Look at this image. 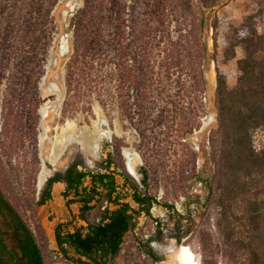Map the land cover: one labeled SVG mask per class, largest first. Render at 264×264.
I'll return each instance as SVG.
<instances>
[{"label": "rangeland", "instance_id": "374dc122", "mask_svg": "<svg viewBox=\"0 0 264 264\" xmlns=\"http://www.w3.org/2000/svg\"><path fill=\"white\" fill-rule=\"evenodd\" d=\"M45 1L51 6L49 18L34 10V0H0V190L36 236L45 264H72L59 252L54 230L78 213L77 205H65L62 183L54 184L51 199L39 204L46 181L75 159L93 167L113 138L121 141L125 167L123 150L132 153L133 177L139 181L138 171L145 168L151 193L175 207L174 211L153 207L151 218L142 215L135 238L125 236L115 264H178L175 256L182 245L198 264H231L216 226L218 208L206 206V190L195 175L206 176L213 168L208 139L217 126L216 68L230 87L235 85L236 62L243 51L236 47L230 59L225 50L233 30L249 15L256 16L258 31L264 34V0H220L218 8L205 12L203 92L195 90L184 65L168 64L153 0L94 1L97 8L88 39L68 90L70 23L84 0ZM170 35L176 38L175 32ZM62 41L68 43L66 54L60 53ZM41 119L48 127L42 149ZM97 119L104 122L94 155L71 141L56 165L44 159L55 133L67 122L92 131ZM188 129L191 133H186ZM254 140L257 148H264L262 132ZM41 172H47L46 181L39 185ZM154 219L163 225L164 240L150 242L162 258L159 263L138 244L155 237ZM0 226L7 230L1 217ZM201 231L210 233L209 249L202 247ZM170 236H180L179 244ZM7 242L11 243L8 236Z\"/></svg>", "mask_w": 264, "mask_h": 264}, {"label": "trees", "instance_id": "16d2710c", "mask_svg": "<svg viewBox=\"0 0 264 264\" xmlns=\"http://www.w3.org/2000/svg\"><path fill=\"white\" fill-rule=\"evenodd\" d=\"M95 0H84L83 8L71 20L72 55L66 68L69 90L72 69L83 56L90 31V18L96 11ZM220 0H153L158 33L165 44L166 60L171 67L184 65L192 74L195 90L206 88L202 62L207 45L203 34L205 12ZM34 0V10L49 18L51 6ZM43 15V14H42ZM255 15L245 17L233 30L225 55L235 57L240 46L242 58L236 62L238 76L230 87L216 68L215 107L217 126L209 135L212 170L206 176L195 175L206 190V206L218 208L216 226L226 245L231 264H264V148L255 146V134H264V34L258 31ZM216 29V26H213ZM171 31L176 38H171ZM192 129L186 130L191 133ZM121 141L113 138L105 156L87 166L75 159L64 171L46 181L39 204L51 199L55 183H64L65 205L78 206L72 219L58 223L55 239L59 252L72 264H115L124 238L133 237L138 219L151 218L153 207L174 211L173 204L160 201L150 191L149 176L140 167L137 181L126 169L120 153ZM0 264H45L36 236L18 211L0 190ZM155 237L138 242L154 262L157 256L152 240H164L163 225L154 219ZM7 236L11 243L7 242ZM180 242V236H170ZM135 238V237H134ZM203 249L211 247V236L201 231Z\"/></svg>", "mask_w": 264, "mask_h": 264}, {"label": "bare ground", "instance_id": "6f19581e", "mask_svg": "<svg viewBox=\"0 0 264 264\" xmlns=\"http://www.w3.org/2000/svg\"><path fill=\"white\" fill-rule=\"evenodd\" d=\"M67 52L68 43L66 41H62L60 45V53L66 54ZM211 84L213 85V81H211ZM54 92L56 94H60V92L56 88H54ZM39 113L43 116L44 109L41 108L39 110ZM102 122L104 121H102L101 119L94 120L92 122V131H88L87 129H75L70 122H67L62 128L58 130V132L55 133L53 140L50 143L49 152L47 155H45L44 159L49 161L52 165H56L61 155L63 154L65 148L70 144L71 141L78 142L81 148L85 150V152H87L89 155H94L97 149V138L99 132L101 131L100 126L101 124H103ZM40 129L41 132L39 134V143L40 149H42L44 142L47 138L48 131V127L42 119L40 121ZM123 155L126 159V167L128 172L134 174L132 153L129 150L124 149ZM45 173L47 172H41L38 175V182L40 184L45 179ZM175 258L177 259L178 264H198L193 253L187 246L184 245L178 247Z\"/></svg>", "mask_w": 264, "mask_h": 264}, {"label": "water", "instance_id": "95a60500", "mask_svg": "<svg viewBox=\"0 0 264 264\" xmlns=\"http://www.w3.org/2000/svg\"><path fill=\"white\" fill-rule=\"evenodd\" d=\"M218 7H219V4L216 5V6H214L213 9H216V8H218ZM129 173H130V172H129ZM130 174H131V173H130ZM131 175L133 176V174H131ZM44 181H46V176H45ZM44 181H43L41 184L39 183V185H42V184L44 183Z\"/></svg>", "mask_w": 264, "mask_h": 264}, {"label": "flooded vegetation", "instance_id": "af4514ba", "mask_svg": "<svg viewBox=\"0 0 264 264\" xmlns=\"http://www.w3.org/2000/svg\"><path fill=\"white\" fill-rule=\"evenodd\" d=\"M56 184V183H55ZM62 184H64V183H62ZM64 187H65V184H64ZM45 188V187H44Z\"/></svg>", "mask_w": 264, "mask_h": 264}]
</instances>
